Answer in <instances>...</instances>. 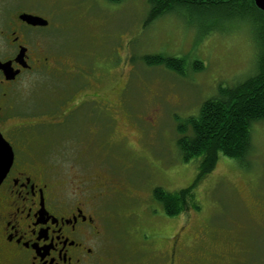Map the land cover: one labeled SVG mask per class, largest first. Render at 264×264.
Instances as JSON below:
<instances>
[{
	"label": "rangeland",
	"instance_id": "obj_1",
	"mask_svg": "<svg viewBox=\"0 0 264 264\" xmlns=\"http://www.w3.org/2000/svg\"><path fill=\"white\" fill-rule=\"evenodd\" d=\"M34 3L50 21L49 28L39 29V37L55 69L22 76L19 116L49 122V113L73 90L64 67L77 69L82 76L97 75L101 88L111 89L117 104L113 119L105 108L98 120L77 113L55 129L49 123L31 126L23 141L27 160L42 166L58 188H91L99 177L112 179L121 188H111L97 201L105 229L101 264H115L125 255L130 258L133 245L140 244L137 233L133 235L140 227L132 231L130 219L148 229L145 233L153 243L146 250L155 259L168 255L169 236L182 233L186 249L200 251L198 242L216 237L219 250L230 249L240 261L251 239L250 225L262 231L249 246L261 240L255 250L257 264H264V222L253 225L254 218H261L254 208L264 207V120L253 123L251 147L242 161L220 155L198 179L197 160L184 161L177 145L179 121L197 114L218 85L236 83L256 71L258 46L251 18L201 17L180 10L179 15L165 14L147 23L146 0ZM156 53L185 58V72L178 74L142 59ZM192 59L202 61L204 68L190 69ZM154 187L170 192L191 189L192 197L186 201L197 206L168 216L153 199ZM139 248L143 249L137 247L132 254H140Z\"/></svg>",
	"mask_w": 264,
	"mask_h": 264
},
{
	"label": "flooded vegetation",
	"instance_id": "obj_2",
	"mask_svg": "<svg viewBox=\"0 0 264 264\" xmlns=\"http://www.w3.org/2000/svg\"><path fill=\"white\" fill-rule=\"evenodd\" d=\"M27 15L43 16L47 24H31ZM49 27V19L37 11L34 0H0V134L13 150L12 163L0 182V264H101L105 229L100 220L99 211L102 209L97 201L110 193L111 188H121L107 177H99L87 189L58 188L54 177L42 166L27 160L28 150L23 148L24 134L31 126L34 129L43 122L38 119L25 121V117L19 116L17 95L25 73L42 68L55 69L53 60L43 53L39 37V29ZM62 71L73 90L64 96L60 107L49 113L48 123L54 129L58 127L56 124L67 125L68 119H73L77 113L81 114V118L87 116L98 120L103 116V108L108 109L114 118L117 104L112 90L104 91L97 75L82 76L77 69L68 70L66 67ZM86 103L90 105L85 107ZM254 210L261 218H254L253 225H261L264 222V207L259 205ZM130 222L132 231L140 227L139 232L133 234L137 233L140 244L133 245L130 258L126 255L117 258L115 264L258 263L256 253L261 240L256 245L249 244L252 238L260 239L262 231L250 225L248 236L251 239L243 252L246 255L240 261L237 260L238 255L231 256L230 249L225 251L229 255L223 252L224 248L219 250L216 237L208 242H198L203 247L200 251L186 249L181 242L182 233L169 236L172 245L168 255L160 254L162 257L155 259L146 250L153 243L149 234L145 233L148 229L142 228L143 224L138 220L130 219ZM137 247L143 249L139 248L140 254L136 256L132 253L138 251ZM253 256L255 258L250 260Z\"/></svg>",
	"mask_w": 264,
	"mask_h": 264
},
{
	"label": "trees",
	"instance_id": "obj_3",
	"mask_svg": "<svg viewBox=\"0 0 264 264\" xmlns=\"http://www.w3.org/2000/svg\"><path fill=\"white\" fill-rule=\"evenodd\" d=\"M146 3L148 12L144 21L147 23L165 14L179 15L180 10L201 17L239 14L251 18L258 46L256 71L236 83L218 85L216 93L202 101L197 114L177 125V145L182 159L197 160V179L212 169L220 155L242 161L251 147L253 123L264 120V11L257 8L254 0H146ZM142 59L149 65H163L178 74L185 72L186 59L183 57L156 53L145 54ZM188 65L195 71L204 68L198 59H192ZM152 195L168 216L180 214L191 204L194 208L197 206L196 202L186 201V197H192L188 188L170 192L154 187Z\"/></svg>",
	"mask_w": 264,
	"mask_h": 264
},
{
	"label": "water",
	"instance_id": "obj_4",
	"mask_svg": "<svg viewBox=\"0 0 264 264\" xmlns=\"http://www.w3.org/2000/svg\"><path fill=\"white\" fill-rule=\"evenodd\" d=\"M255 5L264 11V0H254ZM29 23L34 25H46L47 20L41 16L27 15ZM13 159V150L9 142L0 134V182L6 175Z\"/></svg>",
	"mask_w": 264,
	"mask_h": 264
}]
</instances>
